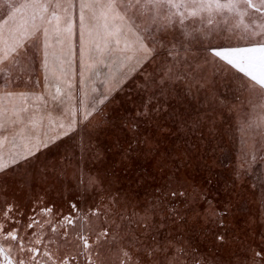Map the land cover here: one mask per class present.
Instances as JSON below:
<instances>
[{"label": "snow or ice", "instance_id": "6c2138e0", "mask_svg": "<svg viewBox=\"0 0 264 264\" xmlns=\"http://www.w3.org/2000/svg\"><path fill=\"white\" fill-rule=\"evenodd\" d=\"M0 264H264V0H0Z\"/></svg>", "mask_w": 264, "mask_h": 264}, {"label": "rangeland", "instance_id": "374dc122", "mask_svg": "<svg viewBox=\"0 0 264 264\" xmlns=\"http://www.w3.org/2000/svg\"><path fill=\"white\" fill-rule=\"evenodd\" d=\"M100 79L102 80L103 79V76L100 77ZM88 87L87 88H91L93 85H92V82L89 80V85H87ZM96 86H99V84H97Z\"/></svg>", "mask_w": 264, "mask_h": 264}, {"label": "trees", "instance_id": "16d2710c", "mask_svg": "<svg viewBox=\"0 0 264 264\" xmlns=\"http://www.w3.org/2000/svg\"><path fill=\"white\" fill-rule=\"evenodd\" d=\"M87 85H89V80L86 79V81H85V87L86 88L88 87Z\"/></svg>", "mask_w": 264, "mask_h": 264}]
</instances>
